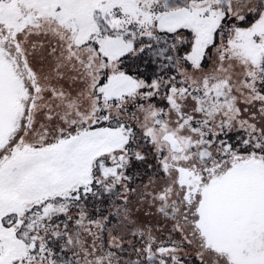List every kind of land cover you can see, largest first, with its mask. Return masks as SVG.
Segmentation results:
<instances>
[{"label": "snow or ice", "instance_id": "6c2138e0", "mask_svg": "<svg viewBox=\"0 0 264 264\" xmlns=\"http://www.w3.org/2000/svg\"><path fill=\"white\" fill-rule=\"evenodd\" d=\"M0 264H264V0H0Z\"/></svg>", "mask_w": 264, "mask_h": 264}]
</instances>
